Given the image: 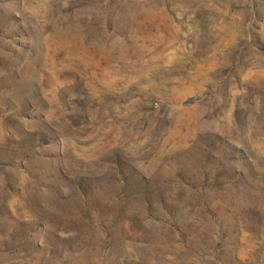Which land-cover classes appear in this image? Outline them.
<instances>
[{
	"label": "rangeland",
	"instance_id": "374dc122",
	"mask_svg": "<svg viewBox=\"0 0 264 264\" xmlns=\"http://www.w3.org/2000/svg\"><path fill=\"white\" fill-rule=\"evenodd\" d=\"M0 264H264V0H0Z\"/></svg>",
	"mask_w": 264,
	"mask_h": 264
}]
</instances>
